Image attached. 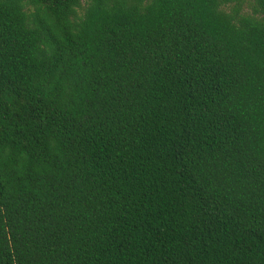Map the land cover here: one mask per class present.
Returning <instances> with one entry per match:
<instances>
[{"label":"trees","instance_id":"16d2710c","mask_svg":"<svg viewBox=\"0 0 264 264\" xmlns=\"http://www.w3.org/2000/svg\"><path fill=\"white\" fill-rule=\"evenodd\" d=\"M0 264H264V0H0Z\"/></svg>","mask_w":264,"mask_h":264}]
</instances>
